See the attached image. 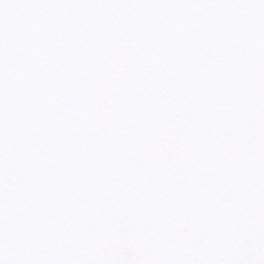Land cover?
<instances>
[{
  "label": "snow or ice",
  "instance_id": "1",
  "mask_svg": "<svg viewBox=\"0 0 264 264\" xmlns=\"http://www.w3.org/2000/svg\"><path fill=\"white\" fill-rule=\"evenodd\" d=\"M0 264H264V0H0Z\"/></svg>",
  "mask_w": 264,
  "mask_h": 264
}]
</instances>
